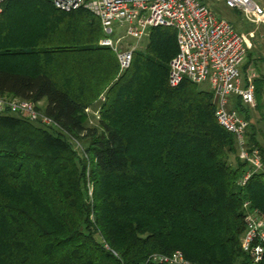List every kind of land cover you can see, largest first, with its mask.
I'll list each match as a JSON object with an SVG mask.
<instances>
[{"label":"trees","instance_id":"obj_1","mask_svg":"<svg viewBox=\"0 0 264 264\" xmlns=\"http://www.w3.org/2000/svg\"><path fill=\"white\" fill-rule=\"evenodd\" d=\"M101 27L47 0L2 6L0 98L32 103L52 125L0 114V264H166L153 258L177 252L188 264H253L240 241L244 203L264 214V117L257 127L231 99L263 165L240 186L249 166L214 94L169 85L176 31L150 30L120 73ZM255 85L261 111L264 79Z\"/></svg>","mask_w":264,"mask_h":264},{"label":"built area","instance_id":"obj_2","mask_svg":"<svg viewBox=\"0 0 264 264\" xmlns=\"http://www.w3.org/2000/svg\"><path fill=\"white\" fill-rule=\"evenodd\" d=\"M0 0V14L3 4ZM56 9L70 13L84 9L95 16L102 25L105 38L99 46L112 50L118 60L120 73L132 64L136 48L126 49L120 44L126 38L136 43L147 39L150 30L158 27L176 31L178 53L171 62L169 85L176 88L184 81L195 85L206 82L214 94L218 124L235 135L240 158L248 163L249 171L240 181L244 186L252 175L263 169L259 150L249 151L246 132L248 123L230 107L233 97L240 98L250 110L256 107L257 75L245 65L247 46L245 38L227 21L216 17L199 0H47ZM228 9L242 13L245 20L255 27H264V7L255 0H215ZM264 3V0H259ZM118 29L125 36L115 42L111 38ZM9 110L31 122L51 126L52 121L36 111L35 106L18 99L0 98V114ZM245 232L241 248L253 264L264 260V214L245 202ZM153 261L166 264H188L182 254L170 257L155 256Z\"/></svg>","mask_w":264,"mask_h":264},{"label":"rangeland","instance_id":"obj_3","mask_svg":"<svg viewBox=\"0 0 264 264\" xmlns=\"http://www.w3.org/2000/svg\"><path fill=\"white\" fill-rule=\"evenodd\" d=\"M201 1L206 7H208L213 14L223 19L231 24L234 25L235 30L240 33L246 41L247 46V55H246V62L243 66V74L244 70L247 68L252 69L254 73L257 75V79H264V27H255L251 25L249 22H247L244 18V16H240L238 14H234L231 11L227 9V7L223 3L216 2L215 0H199ZM257 1L260 5L264 7V3ZM242 14V13H241ZM101 39L105 38V35L103 33V29L101 27ZM125 36V30L124 29H118L115 31V34L111 36V38L114 39V42L118 39ZM100 39V40H101ZM126 49L136 48L137 50H143L146 46V39L142 41L141 43H136L132 39H124L122 43L120 44ZM250 56V57H249ZM250 63V64H249ZM202 90L209 91L210 85L208 82L202 84L200 87ZM257 99H256V105H257ZM261 103L263 104V110L258 111L257 107L256 109L250 110L252 112L253 116V123L256 124L257 127H262V121L261 118L264 117V90L262 94V100ZM96 104L95 107L89 108L86 112L87 114V122L89 126H97L100 118L99 114V107L100 105ZM230 107L233 109L232 104ZM260 122V123H259ZM76 149L79 153H81L82 145H75Z\"/></svg>","mask_w":264,"mask_h":264},{"label":"crops","instance_id":"obj_4","mask_svg":"<svg viewBox=\"0 0 264 264\" xmlns=\"http://www.w3.org/2000/svg\"><path fill=\"white\" fill-rule=\"evenodd\" d=\"M100 41V40H99Z\"/></svg>","mask_w":264,"mask_h":264}]
</instances>
